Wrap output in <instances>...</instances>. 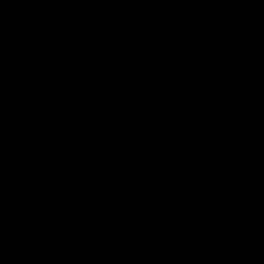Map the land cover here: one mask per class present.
<instances>
[{
	"label": "water",
	"instance_id": "obj_1",
	"mask_svg": "<svg viewBox=\"0 0 264 264\" xmlns=\"http://www.w3.org/2000/svg\"><path fill=\"white\" fill-rule=\"evenodd\" d=\"M0 264H264V0H0Z\"/></svg>",
	"mask_w": 264,
	"mask_h": 264
}]
</instances>
